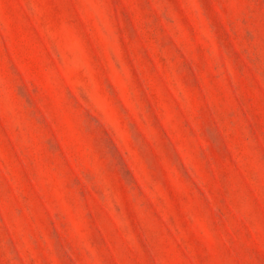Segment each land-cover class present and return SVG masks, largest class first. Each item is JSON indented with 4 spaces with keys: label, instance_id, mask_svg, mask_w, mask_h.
Instances as JSON below:
<instances>
[{
    "label": "rangeland",
    "instance_id": "obj_1",
    "mask_svg": "<svg viewBox=\"0 0 264 264\" xmlns=\"http://www.w3.org/2000/svg\"><path fill=\"white\" fill-rule=\"evenodd\" d=\"M0 264H264V0H0Z\"/></svg>",
    "mask_w": 264,
    "mask_h": 264
}]
</instances>
